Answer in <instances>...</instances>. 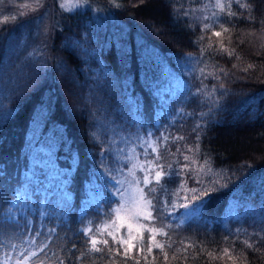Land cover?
I'll return each mask as SVG.
<instances>
[{
  "label": "trees",
  "instance_id": "trees-1",
  "mask_svg": "<svg viewBox=\"0 0 264 264\" xmlns=\"http://www.w3.org/2000/svg\"><path fill=\"white\" fill-rule=\"evenodd\" d=\"M83 1L65 11L47 0L48 13L20 15L0 27V66L24 24L42 35L46 61L0 112V257L17 264L21 253L37 251L23 264H109L107 253L88 251L84 230L111 215L125 224L118 237L131 223L146 248L147 228L164 226L167 236L157 233L156 240L171 242L166 264H264V0H232L226 11L234 16L221 13L216 0ZM199 61L206 65L200 78ZM139 116L152 139L168 138L158 145L157 161L166 172L176 171L171 157L198 145L200 158L229 172L234 184L184 207L178 186L185 176L166 175L161 191L155 182L145 186L138 169L134 180L145 192L157 189L151 197L163 214L153 211L156 219L139 223L117 219L114 210L134 175L127 140L138 144L140 132L148 134L137 131ZM143 152L155 160L142 149L138 163ZM91 197L102 199V210L86 204ZM246 199L244 216L230 217L234 200L244 208ZM145 255L165 264L159 249Z\"/></svg>",
  "mask_w": 264,
  "mask_h": 264
},
{
  "label": "rangeland",
  "instance_id": "rangeland-1",
  "mask_svg": "<svg viewBox=\"0 0 264 264\" xmlns=\"http://www.w3.org/2000/svg\"><path fill=\"white\" fill-rule=\"evenodd\" d=\"M57 4L61 7L63 4L64 7H61L65 11H73L85 5L83 0H55ZM227 2V0H225ZM53 3V1H51ZM50 6V2L48 3ZM47 6V0H40V5L37 6L35 4V0H0V27L3 23V18L5 16L9 17L8 21H15L22 16H26L29 13H39L44 12L48 13L49 7ZM18 18V16H20ZM214 16V20L218 26H221V23L218 21L219 17ZM40 20L39 16H36V22ZM215 26V24H214ZM216 32H219L216 30ZM42 35L39 32L31 33L28 26L25 24L21 26L20 31L16 34L12 35L9 40V44L7 47L6 55L2 61L0 66V112L3 110V106L6 104L7 99L9 100V96L15 91L17 88L21 86L25 81H27L30 77H32L40 68L44 67L46 64L45 61V45H42ZM44 40V39H43ZM205 64L201 61L195 66L196 76L201 77L203 72L202 69L205 68ZM198 75V76H197ZM185 89L186 84L183 83ZM182 87V84H180ZM204 87L202 86L201 89ZM183 89V87H182ZM171 88L169 91H172ZM168 91V92H169ZM176 92V91H175ZM181 109H177V113H181ZM138 122V130L145 131L148 134H144L140 132L141 138L139 139V143H131L130 140H127V148L129 151L133 152V160L129 162V166L131 167V172L134 173L132 176V184L128 189V193L123 196V205L125 207L120 213V217H124V219L132 220L131 218L139 211L138 207V196L139 193L137 188H142L139 185L133 183L134 176L140 166L145 164L146 160L149 161L148 156L144 154L143 163H138V160L141 161V150H148L153 153L152 147L150 145L156 144L160 145L163 140L161 138H157L156 140L152 139L151 131L147 126V121L144 117L139 116ZM179 137V136H178ZM35 143V139L32 140V144ZM193 146H196L193 148ZM191 147L187 146L186 148H191L192 151L185 152L182 158H178L177 155L171 157V165L176 169L179 173L180 179L185 176L187 179L185 181H181L178 186V192L181 193V198L184 201V205L187 204V207L199 206L205 199L211 195L214 191L217 190H226L230 188L234 182L229 172L222 169L215 168L208 160L201 159L199 156V147L198 145H193ZM38 147H41V144ZM160 148V146H159ZM179 150V148L177 149ZM160 152V151H159ZM155 154V153H153ZM156 155V154H155ZM188 156L190 159L185 160L184 157ZM195 161V163H193ZM207 161V164H205ZM73 163V166H75ZM53 164V163H51ZM189 165L192 169L191 171H181L185 165ZM135 166V167H134ZM199 169V171H197ZM139 180V179H137ZM183 186V188H182ZM197 189L196 193L188 191V189ZM240 200H234V208L231 212H229L230 217H240L244 216L245 212L249 206V200L246 199L242 201L245 203L244 208H239ZM86 204H93L96 208L102 210V199L93 197L87 198ZM200 212L198 209L195 212V215ZM135 222V220H133ZM136 223H139L136 221ZM7 258L6 256L0 257V264H5ZM24 263V262H23ZM18 264V263H17Z\"/></svg>",
  "mask_w": 264,
  "mask_h": 264
},
{
  "label": "snow or ice",
  "instance_id": "snow-or-ice-1",
  "mask_svg": "<svg viewBox=\"0 0 264 264\" xmlns=\"http://www.w3.org/2000/svg\"><path fill=\"white\" fill-rule=\"evenodd\" d=\"M232 0H216L215 7L219 9L221 13H225L227 16H234L235 13L231 11H226L227 9L231 8ZM237 3H239V0H237ZM35 4L37 6L40 5V0H35ZM241 7H247V4H241ZM61 7H64L62 4ZM213 15H216V13H213ZM9 20V17L5 16L3 18V22H7ZM211 25L205 24L204 28L205 30H208L211 28ZM223 32H228L227 28H224L223 25H221ZM215 36L219 37L221 35V32H215ZM223 49V45L221 46ZM224 51H227V49H223ZM233 53L228 52V55L231 56ZM253 65H248V68H252ZM248 68L244 69V71H247ZM203 72V69L201 70ZM223 71V70H221ZM167 137H163V141H167ZM175 139L182 140L183 137H176ZM152 147L153 153H155V160H149L145 162V164H142L140 166V170L144 172V176L142 178V182L145 186L152 185L153 182H155L156 185H161V191H163V186L161 184L162 180L166 175H170L172 177H176L179 175L178 172L173 171L171 173H168L165 171V168L163 165H160L157 163L160 159H162V156L159 152V146L156 144L150 145ZM188 151H192L191 148L188 149ZM184 159L187 161L190 158L188 156H185ZM195 163V161H193ZM205 164H207V161H205ZM135 167V166H134ZM171 167V165H169ZM189 165H185L181 171H191ZM199 171V169H197ZM171 181H166V183ZM134 184L139 185L141 183L140 180H134ZM186 183V181H185ZM183 188V186H182ZM137 191L139 193L138 196V207L139 211L136 212V214L131 218L137 222H139L140 218L142 217L145 220H153L156 219V217L153 216V211H157L158 215H162L163 213L158 208L157 204L153 203V199H157L156 197H151L152 193H155L157 189L155 187H150L148 192H145L143 188H137ZM188 191H191L193 193H196L197 189H188ZM117 192H121V190L118 188ZM151 197V198H150ZM168 203H171V201H168ZM174 206V205H173ZM125 205L121 204L120 207L114 210V213L116 215V218H120V213L123 210ZM184 207H187V204L184 205ZM125 224L121 222L120 224L116 223V220L112 219V216L109 215L108 219L105 221H102L100 225L93 227H89L84 230V234L88 236L87 244L89 245L88 251L89 252H96V253H107L109 257H111L109 264H117V257H122L123 264H128V261L131 260L132 264H141V260H143L144 264H156V256H152L151 261L149 260V256L145 255V252L152 253L153 248L159 249L160 254L163 257V261L168 262L169 261V253L166 250L167 248H171V242L161 243L160 241L156 240V234L158 233L160 236H167V233L164 230V226H161L159 228L156 227H149L147 228V231L149 233H152L150 235L149 240L151 241V244L145 247V244L143 242V235L142 232L139 233L137 236L132 235V224L129 223L127 225V232L124 235L117 236L115 233L121 229L124 228ZM144 225H140V229H144ZM109 238L111 239V244L109 242ZM264 239V237H262ZM136 240H139V246L135 243ZM246 247L252 248L253 244L250 243L248 240H245L243 242ZM47 247L45 244L43 247H40L39 251L43 252L44 248ZM188 247H191V245H188ZM133 249L136 250L138 255H132ZM181 251L186 252L187 249H182ZM225 255H228L229 250L226 248L223 250ZM211 255V253H209ZM39 253L37 251H31V252H23L21 253V257H23V261H18V264H23V262L29 261L32 258L36 257L38 258ZM173 261L177 259V255L173 254L171 257ZM38 264H45L44 260H38ZM58 264H64L63 260L58 261Z\"/></svg>",
  "mask_w": 264,
  "mask_h": 264
}]
</instances>
